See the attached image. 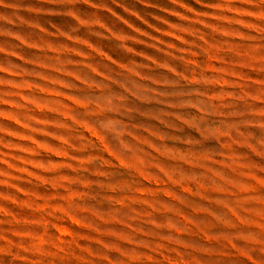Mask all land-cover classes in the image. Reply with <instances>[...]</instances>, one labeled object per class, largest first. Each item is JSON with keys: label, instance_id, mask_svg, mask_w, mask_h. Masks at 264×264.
<instances>
[{"label": "rangeland", "instance_id": "rangeland-1", "mask_svg": "<svg viewBox=\"0 0 264 264\" xmlns=\"http://www.w3.org/2000/svg\"><path fill=\"white\" fill-rule=\"evenodd\" d=\"M0 264H264V0H0Z\"/></svg>", "mask_w": 264, "mask_h": 264}]
</instances>
